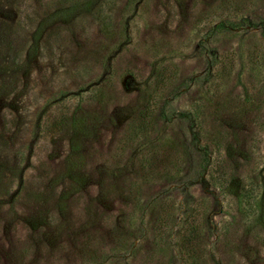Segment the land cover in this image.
Segmentation results:
<instances>
[{
    "label": "rangeland",
    "instance_id": "obj_1",
    "mask_svg": "<svg viewBox=\"0 0 264 264\" xmlns=\"http://www.w3.org/2000/svg\"><path fill=\"white\" fill-rule=\"evenodd\" d=\"M0 264H264V0H0Z\"/></svg>",
    "mask_w": 264,
    "mask_h": 264
},
{
    "label": "trees",
    "instance_id": "obj_2",
    "mask_svg": "<svg viewBox=\"0 0 264 264\" xmlns=\"http://www.w3.org/2000/svg\"><path fill=\"white\" fill-rule=\"evenodd\" d=\"M223 24H224V22L219 20V21L216 22V24L214 25L213 28H220V27H222Z\"/></svg>",
    "mask_w": 264,
    "mask_h": 264
}]
</instances>
